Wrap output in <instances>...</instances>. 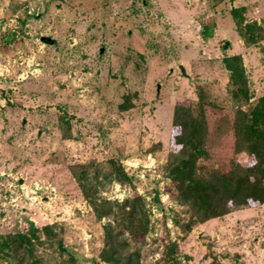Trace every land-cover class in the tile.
<instances>
[{"label":"rangeland","instance_id":"rangeland-1","mask_svg":"<svg viewBox=\"0 0 264 264\" xmlns=\"http://www.w3.org/2000/svg\"><path fill=\"white\" fill-rule=\"evenodd\" d=\"M227 55L243 57L251 101L264 96V0H0V235L58 224L79 264H107V220L94 218L72 167L108 172L115 160L133 184H96L108 200L145 199L143 264H166L167 234L180 264H264V204L185 237L175 226L190 217L166 173L175 108L195 107L200 90L235 105ZM233 139L231 123L207 136L211 162L226 171L251 163L233 157ZM39 254L58 262L49 248Z\"/></svg>","mask_w":264,"mask_h":264},{"label":"trees","instance_id":"trees-1","mask_svg":"<svg viewBox=\"0 0 264 264\" xmlns=\"http://www.w3.org/2000/svg\"><path fill=\"white\" fill-rule=\"evenodd\" d=\"M239 13L234 11L235 15ZM208 29L205 26V31ZM228 48L229 43L224 49ZM223 64L229 72L234 106L222 107L200 90L195 107L178 105L174 112L178 149L171 152L166 173L174 183L177 203L189 210L187 221L175 220L176 228L184 237L198 224L221 218L233 210L264 204V96L251 101L249 76L241 55H227ZM230 123L234 136L233 157L247 156L251 163L246 167L233 162L232 168L226 171L211 162L207 136H216L221 127ZM203 163L211 169L204 171ZM72 170L94 218L98 222L107 220L99 259L107 264H143L140 248L143 242L139 244V240L151 231L150 210L145 199L135 193L122 202L108 200L96 184L104 177L131 186L135 177L129 176L115 160H109L108 172L104 166L94 164L73 166ZM61 231L58 224L43 229L32 224L27 232L0 235V258L15 264H48L39 254L42 246L57 254L56 264H79ZM167 235L165 262L180 264L176 258L177 244Z\"/></svg>","mask_w":264,"mask_h":264},{"label":"water","instance_id":"water-1","mask_svg":"<svg viewBox=\"0 0 264 264\" xmlns=\"http://www.w3.org/2000/svg\"><path fill=\"white\" fill-rule=\"evenodd\" d=\"M182 70H183V74H186V73H185V69H182Z\"/></svg>","mask_w":264,"mask_h":264}]
</instances>
